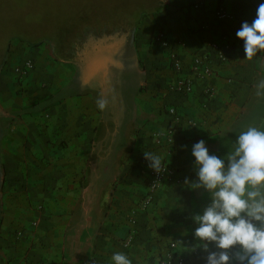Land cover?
<instances>
[{
    "label": "crops",
    "instance_id": "obj_1",
    "mask_svg": "<svg viewBox=\"0 0 264 264\" xmlns=\"http://www.w3.org/2000/svg\"><path fill=\"white\" fill-rule=\"evenodd\" d=\"M261 2L201 0L195 9L192 0H161L131 46L97 59L101 40L81 60L22 49L35 70L21 88L8 74L0 82V264H112L115 252L131 264H206L192 217L211 197L190 187L191 148L203 139L210 154L226 158L241 131L264 128V50L249 60L236 37ZM220 8L231 20L214 16ZM158 34L186 45L164 46ZM213 40L229 41L228 61L208 50ZM200 52L212 55L210 77L193 73ZM174 53L183 63L179 73ZM180 76L192 79L191 93L172 90ZM173 106L182 124L168 142ZM145 152L174 169L146 207L152 168ZM210 251L220 250L213 243Z\"/></svg>",
    "mask_w": 264,
    "mask_h": 264
},
{
    "label": "clouds",
    "instance_id": "obj_2",
    "mask_svg": "<svg viewBox=\"0 0 264 264\" xmlns=\"http://www.w3.org/2000/svg\"><path fill=\"white\" fill-rule=\"evenodd\" d=\"M236 37L243 41L244 57L251 60L264 50V2L251 23L244 21ZM106 101L98 100L104 109ZM196 168L192 189L203 188L211 201L193 215L197 227L192 233L198 246L208 253L206 264H264V128L248 126L236 137L225 157L210 154L205 140L191 148ZM149 167L159 171V156L145 152ZM220 251H210L211 245ZM236 246L239 250L230 255ZM112 264H131L122 252H115Z\"/></svg>",
    "mask_w": 264,
    "mask_h": 264
},
{
    "label": "rangeland",
    "instance_id": "obj_3",
    "mask_svg": "<svg viewBox=\"0 0 264 264\" xmlns=\"http://www.w3.org/2000/svg\"><path fill=\"white\" fill-rule=\"evenodd\" d=\"M160 3L161 0H0V62L6 57L7 65L11 64L14 56L10 55L19 46L49 48L60 57L79 60L81 52L104 37L134 38L142 20ZM4 70H0V79ZM4 133L0 122V142ZM2 176L0 157V185Z\"/></svg>",
    "mask_w": 264,
    "mask_h": 264
},
{
    "label": "built area",
    "instance_id": "obj_4",
    "mask_svg": "<svg viewBox=\"0 0 264 264\" xmlns=\"http://www.w3.org/2000/svg\"><path fill=\"white\" fill-rule=\"evenodd\" d=\"M201 0H192V5L195 9L200 7ZM214 16L220 21L231 20L232 16L224 9L220 8L216 10ZM156 40L164 46L180 48L184 47L186 43L183 40H169L166 39L162 34L156 36ZM18 44H15L17 46ZM14 46V47H15ZM208 50L214 54L215 58L220 62H226L230 58L231 53V44L228 40L218 41L213 40L208 43ZM14 51V50H13ZM14 56V60L11 64L7 65L8 60L6 61L5 70L3 74H8L14 82L18 83L20 88L23 86L24 81L30 75L32 71L36 68V60L32 56H25L21 46L16 48L15 51L10 55ZM210 52L198 53L192 58V70L196 76L201 77H210L214 74L215 69L211 61ZM9 57V58H10ZM172 66L176 72H181L183 68V63L178 56L174 53L172 58ZM3 76V75H2ZM1 80V79H0ZM172 90L180 94H189L193 91V81L191 78L180 76L177 78L175 83L171 85ZM169 113L172 117L171 125L168 130V134L165 135V138L168 142L173 140L172 133L176 131V128L182 124V116L178 113L177 109L173 106L169 108ZM189 124L195 125V122L188 120ZM159 142H161L160 137L163 138L164 135H158ZM174 174V169L168 164L162 162L161 168L159 171L154 169L151 170V179L149 182L148 194L144 198V206H148L157 192L163 187L164 183L171 180Z\"/></svg>",
    "mask_w": 264,
    "mask_h": 264
},
{
    "label": "flooded vegetation",
    "instance_id": "obj_5",
    "mask_svg": "<svg viewBox=\"0 0 264 264\" xmlns=\"http://www.w3.org/2000/svg\"><path fill=\"white\" fill-rule=\"evenodd\" d=\"M102 39H100L101 41L99 42V46L96 47V51L93 52V56L95 57V59H97V57L100 56L98 54H103V55H105V57L109 56L110 54H114L113 53L114 48L122 47V46H124V44L131 46L132 40H133V38L131 36H128V35H124V36H120V37H118V35H113V36H110L107 38L104 37ZM128 51H129V49H128ZM128 54H129V56L131 55L130 53H128ZM111 58H113V57H111Z\"/></svg>",
    "mask_w": 264,
    "mask_h": 264
},
{
    "label": "trees",
    "instance_id": "obj_6",
    "mask_svg": "<svg viewBox=\"0 0 264 264\" xmlns=\"http://www.w3.org/2000/svg\"><path fill=\"white\" fill-rule=\"evenodd\" d=\"M9 51V45H8V48H7V51L6 52H8ZM6 54V53H5ZM6 57L4 58V60H1V62H0V70H1V68H3L4 66H5V64H6ZM4 72V71H3ZM3 72H2V75H3ZM2 75H1V80H2ZM1 80H0V82H1Z\"/></svg>",
    "mask_w": 264,
    "mask_h": 264
}]
</instances>
